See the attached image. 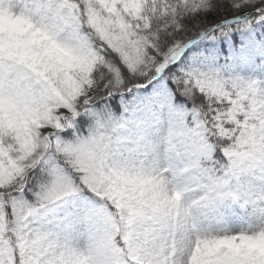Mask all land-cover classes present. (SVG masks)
<instances>
[{
	"label": "snow or ice",
	"instance_id": "1",
	"mask_svg": "<svg viewBox=\"0 0 264 264\" xmlns=\"http://www.w3.org/2000/svg\"><path fill=\"white\" fill-rule=\"evenodd\" d=\"M0 264H264V0H0Z\"/></svg>",
	"mask_w": 264,
	"mask_h": 264
}]
</instances>
